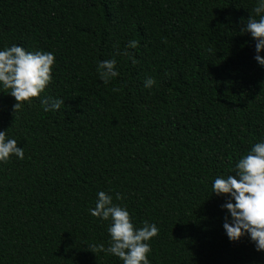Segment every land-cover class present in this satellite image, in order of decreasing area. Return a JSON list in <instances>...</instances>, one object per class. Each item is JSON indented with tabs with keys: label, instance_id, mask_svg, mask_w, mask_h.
Wrapping results in <instances>:
<instances>
[{
	"label": "trees",
	"instance_id": "16d2710c",
	"mask_svg": "<svg viewBox=\"0 0 264 264\" xmlns=\"http://www.w3.org/2000/svg\"><path fill=\"white\" fill-rule=\"evenodd\" d=\"M255 6L0 0V48L54 55L52 80L30 104L14 112L0 88V130L24 150L0 163V264H122L100 247L110 220L88 212L98 190L134 227L157 226L151 264H264L246 235L228 240L225 197L211 188L264 137V67L240 31L264 14ZM108 59L118 75L103 83L96 66ZM42 98L64 103L44 111Z\"/></svg>",
	"mask_w": 264,
	"mask_h": 264
},
{
	"label": "clouds",
	"instance_id": "9594fccd",
	"mask_svg": "<svg viewBox=\"0 0 264 264\" xmlns=\"http://www.w3.org/2000/svg\"><path fill=\"white\" fill-rule=\"evenodd\" d=\"M253 11L264 12V0H256ZM240 31L247 32L254 39L255 54L253 59L264 67V14L259 19L247 18ZM136 41L130 40L122 50L135 47ZM135 59L132 63H135ZM115 59L100 61L96 66L99 79L108 83L109 79L118 75ZM54 55L51 52L37 50L29 52L20 45L12 44L0 48V88L8 89L14 98V112L22 104H30L31 98L44 91L52 80ZM152 77H145L143 86L148 88L154 84ZM118 91V89H113ZM40 103L44 111L57 110L64 101L60 98H42ZM12 156L24 158V150L13 138H6L5 131L0 130V163L7 162ZM235 175L217 176L211 183L212 193L225 197L221 209L226 210L222 228L228 240L238 241L247 236L257 251H264V137L253 143L247 154L241 156L234 165ZM120 194H116L119 200ZM94 208L88 212L101 220H110L107 233L110 237L109 246L104 249L122 261V264H151L148 259L150 245L148 241L157 235L158 228L154 223L143 221L141 227H134L128 210L116 203L113 197L103 190L96 192Z\"/></svg>",
	"mask_w": 264,
	"mask_h": 264
}]
</instances>
